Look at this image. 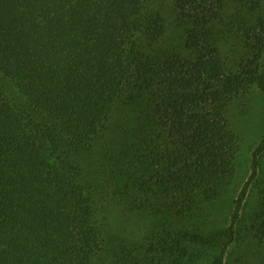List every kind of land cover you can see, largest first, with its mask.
Returning <instances> with one entry per match:
<instances>
[{
	"label": "trees",
	"instance_id": "trees-1",
	"mask_svg": "<svg viewBox=\"0 0 264 264\" xmlns=\"http://www.w3.org/2000/svg\"><path fill=\"white\" fill-rule=\"evenodd\" d=\"M254 92L264 0H0V264L264 258Z\"/></svg>",
	"mask_w": 264,
	"mask_h": 264
},
{
	"label": "rangeland",
	"instance_id": "rangeland-1",
	"mask_svg": "<svg viewBox=\"0 0 264 264\" xmlns=\"http://www.w3.org/2000/svg\"><path fill=\"white\" fill-rule=\"evenodd\" d=\"M244 102L245 105L238 106L237 111L245 110L246 113L239 116L236 121H239L240 124L249 125L244 131L248 133L250 140L246 139L245 142L254 145L258 136L264 135V93L254 92L247 96ZM246 150H244V156L248 157ZM226 264H264V258L254 244L241 236L237 245L230 251Z\"/></svg>",
	"mask_w": 264,
	"mask_h": 264
}]
</instances>
